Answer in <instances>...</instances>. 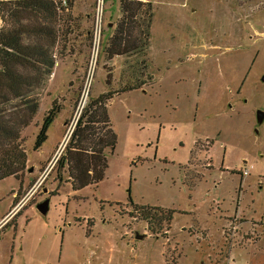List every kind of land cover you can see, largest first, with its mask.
Wrapping results in <instances>:
<instances>
[{
    "label": "rangeland",
    "instance_id": "rangeland-1",
    "mask_svg": "<svg viewBox=\"0 0 264 264\" xmlns=\"http://www.w3.org/2000/svg\"><path fill=\"white\" fill-rule=\"evenodd\" d=\"M146 1L155 81L109 102L119 141L104 179L81 191L56 162L83 109L114 91L135 58L104 54L119 0H68L60 13L66 35L24 132L28 169L0 182V264H227L231 249L264 264V0ZM54 102L61 111L35 150ZM133 206L178 213L170 230L151 229Z\"/></svg>",
    "mask_w": 264,
    "mask_h": 264
},
{
    "label": "trees",
    "instance_id": "trees-1",
    "mask_svg": "<svg viewBox=\"0 0 264 264\" xmlns=\"http://www.w3.org/2000/svg\"><path fill=\"white\" fill-rule=\"evenodd\" d=\"M119 2L121 18L104 54L110 59L135 60L129 62V71L121 76L114 91L91 99L83 109L58 160V177L62 179L63 173H68L74 191L97 186L107 175V153L113 152L119 141L109 117V102L121 93L142 90L155 81L148 61L154 5L143 0ZM58 7L54 0H0V182L10 177L22 180L28 169L24 132L37 116L42 92L54 74L55 50L66 35ZM61 108L54 102L47 112L35 150L47 141L48 129ZM133 207L135 216L150 223L151 229L157 222L170 230L178 213L153 206Z\"/></svg>",
    "mask_w": 264,
    "mask_h": 264
},
{
    "label": "built area",
    "instance_id": "built-area-1",
    "mask_svg": "<svg viewBox=\"0 0 264 264\" xmlns=\"http://www.w3.org/2000/svg\"><path fill=\"white\" fill-rule=\"evenodd\" d=\"M57 4H58V8H59V11H60V13L62 12V11H65V10H67L68 8V0H54ZM143 1H146V0H143ZM104 5V0H102V6ZM101 15H103V8L101 9ZM1 21V20H0ZM0 26H1V22H0ZM1 28V27H0ZM71 133L68 135V136H70L71 137ZM60 151V150H59ZM59 151H58V154H59ZM57 160V155H56V157H54V159L53 160H51L50 162V164H49V166H48V168H47V170H46V172L44 173V175H43V178H45V177H47L48 175H49V173L53 170V168H54V166H55V164H54V161H56ZM59 160V159H58ZM58 160H57V162L56 163H58ZM54 165V166H53ZM249 170L250 169H245L244 170V172H243V176H248L249 175ZM39 185L41 184L40 182L38 183ZM38 184H37V189L39 188L38 187ZM37 190H35L34 192H36ZM33 192V191H32ZM28 196L26 197V198H24V200H22L21 201V203H19L15 208H16V210H15V212L16 211H18L20 208H22L24 205H26V201L28 200ZM14 208V209H15ZM13 214V213H12ZM11 214V215H12Z\"/></svg>",
    "mask_w": 264,
    "mask_h": 264
},
{
    "label": "water",
    "instance_id": "water-1",
    "mask_svg": "<svg viewBox=\"0 0 264 264\" xmlns=\"http://www.w3.org/2000/svg\"><path fill=\"white\" fill-rule=\"evenodd\" d=\"M263 82H264V77H263ZM257 120H258L259 124H262L264 122V111H258L257 112ZM39 210H41L40 212L42 214H44V215L47 214L48 210H49V201H46L45 203L41 204L39 206ZM144 238H145V236H142L137 232V239L138 240H143Z\"/></svg>",
    "mask_w": 264,
    "mask_h": 264
},
{
    "label": "crops",
    "instance_id": "crops-1",
    "mask_svg": "<svg viewBox=\"0 0 264 264\" xmlns=\"http://www.w3.org/2000/svg\"><path fill=\"white\" fill-rule=\"evenodd\" d=\"M1 22V21H0ZM13 214H15V212H13ZM13 214L12 215H10V216H8V218H10L11 216H13ZM7 218V219H8ZM6 219V220H7ZM5 220V221H6ZM4 221V222H5ZM3 222V223H4ZM2 223V224H3ZM234 251L235 252H237L236 250H234V249H231V251H230V254H229V257H228V259L226 260L227 261V264H230L232 261L235 263V264H250V260L247 258L246 260H243L242 258H243V256H242V253L241 252H239L238 251V256H237V259H233L232 258V256L234 257L235 256V254H234ZM242 260V261H241ZM202 264H203V262H202Z\"/></svg>",
    "mask_w": 264,
    "mask_h": 264
},
{
    "label": "flooded vegetation",
    "instance_id": "flooded-vegetation-1",
    "mask_svg": "<svg viewBox=\"0 0 264 264\" xmlns=\"http://www.w3.org/2000/svg\"><path fill=\"white\" fill-rule=\"evenodd\" d=\"M261 81L263 82V77H262ZM263 83H264V82H263Z\"/></svg>",
    "mask_w": 264,
    "mask_h": 264
}]
</instances>
